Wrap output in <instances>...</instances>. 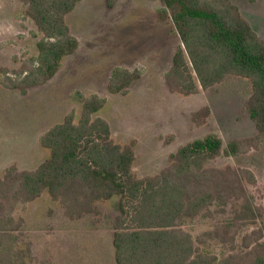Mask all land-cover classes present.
Wrapping results in <instances>:
<instances>
[{
	"label": "trees",
	"instance_id": "16d2710c",
	"mask_svg": "<svg viewBox=\"0 0 264 264\" xmlns=\"http://www.w3.org/2000/svg\"><path fill=\"white\" fill-rule=\"evenodd\" d=\"M18 1L37 29L33 33L39 39L37 54L22 61L17 71L1 69L0 85L27 95L53 80L65 58L79 49L67 16L83 0ZM119 1L107 0V7L112 9ZM163 3L158 15L172 21L181 42L164 75L167 90L188 97L230 76L246 78L252 92L244 109L257 135L224 146L218 135L208 134L179 147L159 174L141 178L134 171L136 141L116 142L110 123L98 116L107 99L80 95L79 115L70 112L39 138L50 156L34 169L12 164L0 177V264H35L31 242L22 240L24 218L17 212L45 191L71 219L99 214V202L118 198L119 213L111 219L117 264H264L261 229L244 236L240 246L234 244L243 221L254 217L246 185L255 183L254 174L232 166H209L222 155L239 157L264 143V40L231 0ZM141 77L140 69L115 67L107 90L126 96ZM211 115L206 106L194 113L193 122L204 126ZM231 202L242 212L209 235L234 247L219 255L203 251L181 221Z\"/></svg>",
	"mask_w": 264,
	"mask_h": 264
},
{
	"label": "rangeland",
	"instance_id": "374dc122",
	"mask_svg": "<svg viewBox=\"0 0 264 264\" xmlns=\"http://www.w3.org/2000/svg\"><path fill=\"white\" fill-rule=\"evenodd\" d=\"M231 1L264 40V0ZM163 7V0H120L112 9L107 0H83L67 16L79 49L65 58L55 78L27 95L0 85V177L12 164L34 169L50 156L39 138L70 112L79 115L80 95L107 99L98 116L110 123L116 142L136 141L134 171L141 178L159 174L179 147L208 134L218 135L224 146L257 135L244 109L252 92L248 79L230 76L188 97L167 90L164 75L181 42L172 21L159 17ZM24 11L18 0H0V70L17 71L22 61L37 54V29ZM115 67L142 71L126 96L107 90ZM206 106L212 115L198 127L193 115ZM209 166L247 169L255 176L254 184L246 183L254 217L243 221L235 246L258 229L264 234V143L239 157L222 155ZM118 204L114 197L97 204L99 214L71 219L45 191L17 212L25 221L22 240L31 242L35 264H117L111 219L119 213ZM241 212L234 202L215 205L195 219H183L181 226L203 251L228 253L234 246L212 239L209 232Z\"/></svg>",
	"mask_w": 264,
	"mask_h": 264
},
{
	"label": "crops",
	"instance_id": "0c3cea01",
	"mask_svg": "<svg viewBox=\"0 0 264 264\" xmlns=\"http://www.w3.org/2000/svg\"><path fill=\"white\" fill-rule=\"evenodd\" d=\"M110 78V77H109ZM109 80V79H108ZM107 83H108V81H107Z\"/></svg>",
	"mask_w": 264,
	"mask_h": 264
}]
</instances>
